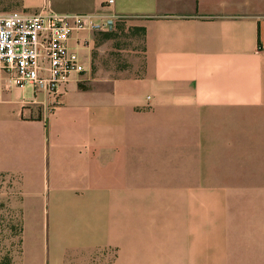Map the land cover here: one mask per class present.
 Segmentation results:
<instances>
[{"label": "crops", "instance_id": "0c3cea01", "mask_svg": "<svg viewBox=\"0 0 264 264\" xmlns=\"http://www.w3.org/2000/svg\"><path fill=\"white\" fill-rule=\"evenodd\" d=\"M108 1L0 0V16L144 29L140 75L91 80L100 32L71 39L86 71L55 106L0 64V176L16 180L5 202L21 217L10 264H264V163L209 179L177 146L243 118L264 138V0Z\"/></svg>", "mask_w": 264, "mask_h": 264}, {"label": "rangeland", "instance_id": "374dc122", "mask_svg": "<svg viewBox=\"0 0 264 264\" xmlns=\"http://www.w3.org/2000/svg\"><path fill=\"white\" fill-rule=\"evenodd\" d=\"M112 31L100 32L97 49L92 50V61L87 69L88 76L121 73L140 75L143 69L142 33L125 23ZM106 34H110L107 36ZM87 82L82 85L86 88ZM253 129L248 119L236 123L211 125L207 136L179 139L177 146L192 151L194 176L209 179L226 176H248L250 165L254 174L262 172L255 164L264 163V138L250 137ZM222 130V131H216ZM193 141V143H192ZM254 146V148H252ZM195 151L193 153V148ZM16 180L0 176V264L11 263V258L20 250L21 217L19 211H10L5 202L15 193ZM14 187V188H13Z\"/></svg>", "mask_w": 264, "mask_h": 264}, {"label": "built area", "instance_id": "2783aa9c", "mask_svg": "<svg viewBox=\"0 0 264 264\" xmlns=\"http://www.w3.org/2000/svg\"><path fill=\"white\" fill-rule=\"evenodd\" d=\"M117 22L110 15L57 14L47 9L1 15L0 64L14 73L17 87H32L58 105L60 88L86 71L69 41L85 30L112 31Z\"/></svg>", "mask_w": 264, "mask_h": 264}, {"label": "trees", "instance_id": "16d2710c", "mask_svg": "<svg viewBox=\"0 0 264 264\" xmlns=\"http://www.w3.org/2000/svg\"><path fill=\"white\" fill-rule=\"evenodd\" d=\"M121 25H123V24H122V21H118L116 27H119V26H121ZM133 29L140 31V32L143 34V30H144L143 28L133 27ZM106 35L109 36L110 34H106ZM79 87H80V89H83V90L86 89V87H84V86H82V85H80ZM5 264H10V262H9V263H5Z\"/></svg>", "mask_w": 264, "mask_h": 264}]
</instances>
